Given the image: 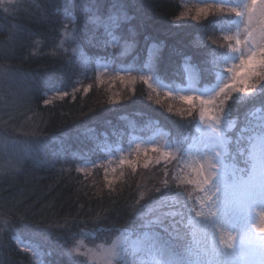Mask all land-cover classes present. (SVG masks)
Instances as JSON below:
<instances>
[{
	"label": "trees",
	"instance_id": "obj_1",
	"mask_svg": "<svg viewBox=\"0 0 264 264\" xmlns=\"http://www.w3.org/2000/svg\"><path fill=\"white\" fill-rule=\"evenodd\" d=\"M182 2L20 0L8 12L0 7V167L6 166L9 158L22 161L18 171L4 167L0 172V227L8 220L16 230L0 232V264H33L30 255L17 246V234L37 239L52 251L46 257L51 264H68V258L59 252L71 247L72 237L81 230H103L95 234V239H86L94 245L116 237L117 230L134 229L142 223L133 211L137 194L141 190L148 193L142 204L160 195L155 188L160 187L162 165L148 169L141 166L135 173L124 168L115 191L109 192L103 169L95 168L87 177L75 171L82 163L79 157L97 160L103 156L98 145L105 142L126 145L133 122L135 133L145 134L149 132L145 126L158 121L170 133V139H178L182 133L193 134V124L147 99L148 90L139 82L135 94L119 80L100 83L95 63L82 75L78 57L71 49L79 46L94 61L113 60V48L104 44V26L93 23L92 18L106 20L118 15L120 44L131 47L125 57L115 56L114 62L122 59L139 66L156 45L157 73L166 81L182 83L185 57H191V64L202 70L210 47H214L197 44L203 35L202 25H209L212 17L200 24L189 20L183 26L176 25ZM65 24L75 29L76 37L75 41H65L67 53L57 47ZM36 41L40 43L34 49ZM201 75L206 77L207 73L202 71ZM76 81L81 84L77 85L80 90L75 99L69 95L44 103L53 94V84L70 92ZM88 84L92 88L85 93ZM117 95L119 103H110V97ZM246 111L247 107L238 106L233 118L243 121ZM190 119H195V113ZM34 131L39 135H29ZM14 141L20 143L14 145ZM25 141L34 144L33 154L20 151ZM172 167L169 165V175ZM169 224L165 220V225ZM156 231L172 239L161 228Z\"/></svg>",
	"mask_w": 264,
	"mask_h": 264
},
{
	"label": "snow or ice",
	"instance_id": "obj_2",
	"mask_svg": "<svg viewBox=\"0 0 264 264\" xmlns=\"http://www.w3.org/2000/svg\"><path fill=\"white\" fill-rule=\"evenodd\" d=\"M19 2L0 0V7L8 12ZM180 7L183 10L175 17L178 27L189 20L200 24L213 18L209 25H202L203 35L197 44L214 46L202 70L191 64V57H185L182 83L166 81L157 73L156 45L139 66L114 67V57L127 55L131 47L120 44L118 15L106 20L92 18L93 23L104 26V44L114 50L112 61L100 63L79 46L71 49L78 57L82 75L95 63L100 83V77L112 68L113 79L133 94L137 82L145 85L147 99L188 120L195 134L182 133L178 139H169L170 133L158 121H152L145 126L152 133L146 138L130 136L126 147L119 141L98 145L103 159L79 157L82 163L75 171L87 177L93 169H103L109 192L115 191L114 185L124 176L126 167L135 173L141 166L148 169L162 165L163 177L160 187L155 188L158 197L142 204L148 193L138 192L133 211L142 223L137 228L117 230L116 237L91 246L86 239H95V234L103 230H81L77 234L80 238L74 235L72 246L59 252L68 258V264H264V0H196L191 5L184 0ZM75 39V29L65 24L58 50L67 53L65 41ZM39 43L35 42L34 49ZM117 48L121 50L116 52ZM202 71L206 77H202ZM134 72L138 75H132ZM80 84L76 81L71 92L53 84V95L44 103L69 95L75 99ZM91 88L88 84L83 91ZM120 99L118 95L110 97V103L117 104ZM238 106L247 107L243 121L233 118ZM130 127L135 132L134 122ZM20 151L33 154L34 144L25 141ZM21 162L9 158L4 167L18 171ZM169 165H173L171 175ZM165 220L170 224L165 225ZM3 225L0 232H16L8 220ZM156 228L172 239H166ZM14 239L33 264H51L46 257L53 252L37 239L19 234Z\"/></svg>",
	"mask_w": 264,
	"mask_h": 264
},
{
	"label": "rangeland",
	"instance_id": "obj_3",
	"mask_svg": "<svg viewBox=\"0 0 264 264\" xmlns=\"http://www.w3.org/2000/svg\"><path fill=\"white\" fill-rule=\"evenodd\" d=\"M121 49L120 48H117V52H119ZM129 50H130V48L128 49V52H129ZM117 56V55H116ZM118 56H120V55H118ZM120 57H122V56H120ZM125 57V56H124ZM108 61H112V60H99V62L100 63H105V62H108ZM128 65H130V64H128V63H125V61H123L122 59H120V60H118L117 61V63L116 62H114V67L115 66H124V67H126V66H128ZM100 71H103V69H101ZM98 72V71H97ZM123 74V73H122ZM114 75H115V73L113 72V70H112V68H109L106 72H104V75L102 76V77H100V79H102V80H113V81H115V79H113V77H114ZM132 75H138V73H132ZM71 92V91H70ZM53 95V94H52ZM52 95H49V97H51ZM152 133H151V131L149 130V132H147V133H145V134H143V133H135V132H132L131 133V135L130 136H139V137H148V136H150ZM193 134H195V133H193ZM170 139V138H169ZM128 142V141H127ZM127 142H126V145H124L125 147L127 146ZM115 145V144H114ZM149 155H151V153H149ZM104 158V156H102V157H100V158H98V159H103ZM97 159V160H98ZM143 160V157H141V161ZM79 165H81V164H79ZM114 166V165H113ZM94 170V169H93ZM119 171H120V169H118L117 170V174L119 173ZM110 175H111V173H109ZM119 235V234H118ZM91 246V245H90Z\"/></svg>",
	"mask_w": 264,
	"mask_h": 264
}]
</instances>
